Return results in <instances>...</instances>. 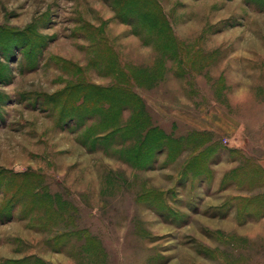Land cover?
Instances as JSON below:
<instances>
[{"label": "rangeland", "instance_id": "obj_1", "mask_svg": "<svg viewBox=\"0 0 264 264\" xmlns=\"http://www.w3.org/2000/svg\"><path fill=\"white\" fill-rule=\"evenodd\" d=\"M263 164L264 0H0V264H264Z\"/></svg>", "mask_w": 264, "mask_h": 264}, {"label": "trees", "instance_id": "obj_2", "mask_svg": "<svg viewBox=\"0 0 264 264\" xmlns=\"http://www.w3.org/2000/svg\"><path fill=\"white\" fill-rule=\"evenodd\" d=\"M172 54L171 53H163V57H164V59H169V57L171 56ZM145 103H144V101H143V99L142 98H140L139 96H138V106L140 105V109L138 110V111H143L144 109H145V105H144ZM139 108V107H138ZM144 112V111H143Z\"/></svg>", "mask_w": 264, "mask_h": 264}, {"label": "crops", "instance_id": "obj_3", "mask_svg": "<svg viewBox=\"0 0 264 264\" xmlns=\"http://www.w3.org/2000/svg\"><path fill=\"white\" fill-rule=\"evenodd\" d=\"M263 167H264V164H263Z\"/></svg>", "mask_w": 264, "mask_h": 264}]
</instances>
